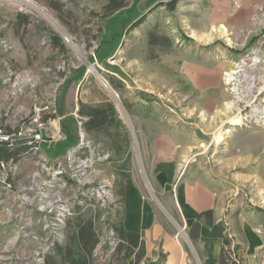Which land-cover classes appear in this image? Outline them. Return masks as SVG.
Returning <instances> with one entry per match:
<instances>
[{
	"label": "rangeland",
	"instance_id": "obj_1",
	"mask_svg": "<svg viewBox=\"0 0 264 264\" xmlns=\"http://www.w3.org/2000/svg\"><path fill=\"white\" fill-rule=\"evenodd\" d=\"M107 3L0 0V74L11 64L34 76L36 90L57 82L59 92H72L76 104L71 122L57 117L48 123L46 135L61 137L41 150L51 163H62L63 175L51 173L50 180L41 173L35 185L37 159L25 157L19 178L28 188L33 185L27 191L32 203L7 195L0 185V264H68L57 247L68 244L78 218L94 221L98 244L92 264H169L161 240L153 253L145 248L139 260L140 251L120 246L113 225H124L126 215L122 169L154 205L182 254L177 264H207L205 242L194 243L188 234L191 223L169 210L179 177L172 179L163 167L173 141L194 144L184 168L206 156L202 163L252 212L264 211V122L252 116L242 125L243 116L253 113L254 95L257 109L264 104V16L255 25L246 19L226 25L214 19L217 0H178L174 8L172 0H125V6L112 11ZM26 101L30 107V96L18 102ZM106 104L114 108L108 122L87 129L83 123L91 108ZM56 122L61 124L55 131L51 125ZM22 145L7 154L22 156ZM74 148L79 151L70 159ZM81 160L86 165L80 170ZM46 194L51 204L43 209ZM252 227L261 237L259 247L264 219ZM242 241V264H249Z\"/></svg>",
	"mask_w": 264,
	"mask_h": 264
},
{
	"label": "crops",
	"instance_id": "obj_2",
	"mask_svg": "<svg viewBox=\"0 0 264 264\" xmlns=\"http://www.w3.org/2000/svg\"><path fill=\"white\" fill-rule=\"evenodd\" d=\"M218 1L219 4L217 5L214 19H218L219 23L227 25L232 20V24H236L237 21L239 23L246 19L250 21L251 25H255V19H258L261 15L264 16V0ZM28 102L19 103L27 105ZM75 109L76 104L72 92L62 91L60 93L59 117L61 119L64 118L65 123H69L72 120ZM57 124L60 125L61 123L56 122L51 125L55 128V131L57 130ZM48 137L50 141H56L61 137V133L50 134ZM171 146L169 163L163 167V169H167L172 179L179 177L176 197L172 198L171 209L169 207L171 213L175 216L180 214L188 221V224H192L198 214L205 210H213L215 220L217 222L223 221L230 233L237 238L238 242L243 243V239L246 241L249 264H260L257 258H255L254 252L258 245L261 244V237L255 232L252 224L264 219V211H257L256 214L252 212L245 204L242 196H238L235 193L236 191H233L221 177L215 176L210 168L202 163L205 162L206 156L198 157L184 168L183 161L190 157L189 147L194 146V144L173 141ZM0 153L4 156L7 153L6 149L1 150ZM257 167L261 168V165L258 164L256 170ZM182 168L183 172H180ZM121 171L128 172L126 169H122ZM179 172L181 173L180 176H178ZM118 174H122L123 176V173ZM257 174V176L260 175L259 173ZM130 177V174L128 177H125L124 183L126 198L125 228L130 231L140 232L143 235L146 249L152 253L156 248V241L161 240L164 242L170 254L169 264H177L180 255H182L180 250L174 247L173 241L169 240L170 238H168V235L164 231L163 221L157 215L154 205L142 196L132 180H128ZM175 199L176 201H174ZM174 202L176 203V207L173 206ZM210 231L209 225L203 223L198 241L205 242L206 263L219 264L223 239L211 237Z\"/></svg>",
	"mask_w": 264,
	"mask_h": 264
},
{
	"label": "built area",
	"instance_id": "obj_3",
	"mask_svg": "<svg viewBox=\"0 0 264 264\" xmlns=\"http://www.w3.org/2000/svg\"><path fill=\"white\" fill-rule=\"evenodd\" d=\"M64 39L70 41L68 36H64ZM37 88V80L34 76L29 73L18 72L11 64H8L5 72L0 74V147H4L7 152L13 151V147L16 144H23L21 147L24 148V152H22L20 157L15 155L0 157V185L7 195L19 197L22 203H29V201L32 203L27 191L33 189V185L28 188L19 178L22 159L25 157H36L38 170L36 169L32 173V177L36 179L35 185L39 184L41 173H48L51 176L50 180L54 179L51 173L54 176L63 175L61 170L62 163L59 161L58 164H53L50 159L41 153L43 145L50 141V138L46 135L48 123L59 117L60 84L56 82L46 91L36 90ZM29 96L31 100L30 107L29 102L27 105L18 102L21 98H29ZM257 96L258 94L254 95L251 101L254 106L258 107ZM252 103H248L251 108ZM251 111L253 113L244 115L242 125H246L252 119V116L253 118L255 117L258 123L264 122V104L261 105V109L259 108L258 111H255L254 108ZM80 125L82 129V124L80 123ZM81 134H83L82 130ZM19 140L24 141L16 143ZM78 151V148L69 151V158L71 159ZM83 164L86 165L81 160V163L78 164L80 170L84 167ZM64 184L67 185V181ZM45 198L43 202L47 204L43 209L51 204L48 203L50 197L47 194ZM59 200H61L60 197ZM67 206L63 204L62 207ZM69 211V208L64 210L63 217H66ZM258 233L264 236V229H258ZM254 256L260 264H264V244L258 247Z\"/></svg>",
	"mask_w": 264,
	"mask_h": 264
},
{
	"label": "trees",
	"instance_id": "obj_4",
	"mask_svg": "<svg viewBox=\"0 0 264 264\" xmlns=\"http://www.w3.org/2000/svg\"><path fill=\"white\" fill-rule=\"evenodd\" d=\"M178 0H172L174 8ZM125 6V0H108L107 10H117ZM156 34H151V42L156 43ZM114 113L111 104L92 107L88 113V119L83 123L87 129H100L107 122L110 115ZM5 149L0 147L1 150ZM7 154V153H6ZM9 155V153L7 154ZM0 157H6L1 155ZM129 173L124 172L123 177H128ZM203 223L211 228V237H220L223 239V246L220 251L219 264H242L243 257L241 249L242 244L237 238L230 233L223 221L217 222L214 217L213 210H205L198 214L195 221L192 222L188 229V234L194 243L199 240V233ZM120 239V246L125 247L130 252L140 251L138 260L145 253L146 244L143 235L140 232L130 231L123 223L113 225ZM98 244V237L95 230L94 221L92 219L78 218L74 221V227L69 236V242L66 246L58 245L57 251L62 262L68 264H92L93 251Z\"/></svg>",
	"mask_w": 264,
	"mask_h": 264
},
{
	"label": "bare ground",
	"instance_id": "obj_5",
	"mask_svg": "<svg viewBox=\"0 0 264 264\" xmlns=\"http://www.w3.org/2000/svg\"><path fill=\"white\" fill-rule=\"evenodd\" d=\"M43 14H45L46 16H48V15H47L46 13H44V12H43ZM85 60H87V59L85 58ZM235 72H236V73H235V76H236V79H237L236 82L238 83V73H239L238 69L235 70ZM229 78H230V77H229ZM229 78H228V79H229ZM231 79H232V77H231ZM232 80H233V79H232ZM234 80H235V79H234ZM230 82H231V80H230ZM227 83H228V82H227ZM234 84H235V83H234ZM103 85H104L105 87H107V88H110V85H109L107 82L104 83V81H103ZM237 86H238V84H237ZM237 88H238V87H237ZM232 90H233V89H232ZM234 91H235V90H234ZM115 97H116V100H117V96H116V95H115ZM239 98H241V92L239 93ZM254 110H255V111H258L257 106H255ZM243 118H244V116H243ZM242 122H243V121H242ZM217 139H218V140H221V139H222V135H221V133L218 134Z\"/></svg>",
	"mask_w": 264,
	"mask_h": 264
},
{
	"label": "water",
	"instance_id": "obj_6",
	"mask_svg": "<svg viewBox=\"0 0 264 264\" xmlns=\"http://www.w3.org/2000/svg\"><path fill=\"white\" fill-rule=\"evenodd\" d=\"M118 96V95H117ZM24 141V140H23ZM22 140H19V141H16V143H20V142H23Z\"/></svg>",
	"mask_w": 264,
	"mask_h": 264
}]
</instances>
